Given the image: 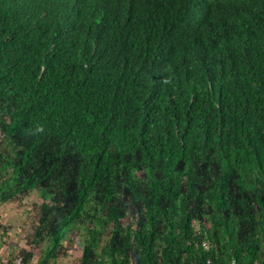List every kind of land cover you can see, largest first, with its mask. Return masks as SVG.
Wrapping results in <instances>:
<instances>
[{
    "label": "trees",
    "instance_id": "1",
    "mask_svg": "<svg viewBox=\"0 0 264 264\" xmlns=\"http://www.w3.org/2000/svg\"><path fill=\"white\" fill-rule=\"evenodd\" d=\"M195 3L0 0V264H264V0Z\"/></svg>",
    "mask_w": 264,
    "mask_h": 264
},
{
    "label": "clouds",
    "instance_id": "2",
    "mask_svg": "<svg viewBox=\"0 0 264 264\" xmlns=\"http://www.w3.org/2000/svg\"><path fill=\"white\" fill-rule=\"evenodd\" d=\"M237 2H238V0H217L216 2L215 1H213V2H209V1H207V0H196V3H195V8L197 7V5H198V3H200L201 4V6H199V7H205L206 8V10H207V12L205 13L206 15H208L209 16V14L211 13V7L209 8V6L211 5V4H214V6H216L217 5V3H222V4H224V5H228L229 7L231 6V5H234V6H236V4H237ZM199 7L197 8V9H199ZM194 8V9H195ZM197 9H195V10H197ZM191 10H193V9H191ZM195 10H193V11H195ZM232 10V9H231ZM209 18H210V16H209ZM210 21H211V18H210ZM151 26H152V28L153 29H159V28H162V27H164V23L161 21V20H153L152 22H151ZM204 31L202 30V29H199V31L196 33V35H198V34H200V33H203ZM216 39V37L214 36L213 37V39L211 40V41H213V40H215Z\"/></svg>",
    "mask_w": 264,
    "mask_h": 264
},
{
    "label": "rangeland",
    "instance_id": "3",
    "mask_svg": "<svg viewBox=\"0 0 264 264\" xmlns=\"http://www.w3.org/2000/svg\"><path fill=\"white\" fill-rule=\"evenodd\" d=\"M30 200H33V198H30ZM17 242V240H16ZM18 244L21 245L22 244V241H18ZM79 255V250H68L65 255L62 256L61 258V261L64 263V264H73L74 263V259ZM33 259H35L33 257Z\"/></svg>",
    "mask_w": 264,
    "mask_h": 264
},
{
    "label": "built area",
    "instance_id": "4",
    "mask_svg": "<svg viewBox=\"0 0 264 264\" xmlns=\"http://www.w3.org/2000/svg\"><path fill=\"white\" fill-rule=\"evenodd\" d=\"M14 264H19V261H18V259H17V260H15ZM204 264H211V263H210L208 260H206V261L204 262Z\"/></svg>",
    "mask_w": 264,
    "mask_h": 264
}]
</instances>
